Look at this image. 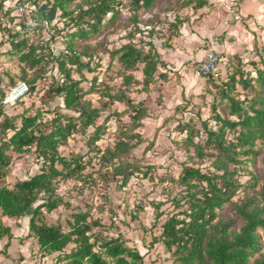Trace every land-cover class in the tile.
Instances as JSON below:
<instances>
[{
	"label": "trees",
	"instance_id": "16d2710c",
	"mask_svg": "<svg viewBox=\"0 0 264 264\" xmlns=\"http://www.w3.org/2000/svg\"><path fill=\"white\" fill-rule=\"evenodd\" d=\"M128 1L126 6L132 29L127 32V42L119 48L107 50L111 61L116 60L120 66L118 75L122 82L114 91L106 80L101 79L104 84L102 90L99 89L101 107L85 98L98 90V77L93 78L89 92L84 90L82 83L83 71L99 69L102 60L75 49L74 41L96 35L102 27L111 26L121 16L122 0H49L42 7L46 20L53 22L59 12L58 21L63 24L60 32L64 34L69 28L73 31L64 44L70 54L51 51L48 55L44 53L45 46L30 43L32 36L29 35L34 32L22 33L11 28L15 16L11 17L12 11L0 4V50L9 44L6 52L14 51L24 66L19 82L27 84L26 95L35 92L38 80L53 64L61 78L53 79L45 95L49 100L61 98L63 109L72 112L63 113L56 106L47 110L52 114L51 118H46L43 111L30 114L29 108L20 114L8 115L7 107L23 98L13 104H4L10 89L5 91L0 82V181L3 182L0 185V239L13 237L11 228L3 223V217H29L28 238L37 241L42 256L57 254L56 264H144V256L127 245L120 232H110L116 226L111 218L107 226L101 218L94 217L93 205L74 208L59 193L60 184L70 180L81 182L82 188H97L105 197L104 203L97 206V211L103 213L106 203H112L108 193L112 183L122 189L136 174L144 178L150 176V164L130 158L143 142L136 129L147 117L148 107L144 101L136 102L130 97L128 89L139 84L143 91H147L158 79L165 81L169 76L167 70L163 71L167 64L152 40L157 32L155 25H150L147 30L148 42L136 38L145 31L141 27L145 24L142 14L152 11L158 0ZM207 4L208 0L186 2L195 9H202ZM184 23V19L176 16L170 26L179 29ZM21 25L24 29L25 25ZM53 26L57 27L55 23ZM261 43L258 39L255 45L259 62H243L237 58L235 67L231 66L233 72L225 78L221 77L220 70L217 78L205 76L213 81L215 96L227 101L224 114L219 112L215 99L211 105L213 114L202 120L201 127L190 122L179 124L181 131L186 132L182 145L187 160L192 163L184 162L178 177L163 179L164 182L170 180L177 188L167 200L173 209L166 213L161 210L164 202L153 203L156 222L167 215L160 235L153 242L162 243L176 264H264V172L260 175L250 172L248 182L240 179L243 165L249 162L256 165L260 156H263L264 165V44ZM94 60L96 65L92 67ZM248 63L254 67L251 73L245 72L244 65ZM27 69L35 74L29 76ZM75 72L81 74L80 79L74 78ZM135 72H141V80L134 75ZM11 83L15 86L18 82L15 84L12 80ZM238 86L248 93L243 99L235 94ZM212 87L209 85L208 89ZM116 102L126 105V110L112 115L118 121L126 112L130 122L122 123L113 146L101 149L97 144L107 132L106 123L110 116L102 124L98 120ZM211 120L215 121V127L210 126ZM91 128L93 130L89 131ZM78 132L88 134V152L62 154L60 147ZM15 154L34 155L40 163V170L9 185L6 179ZM196 159H208L210 166L202 168L193 162ZM95 160L99 166H93ZM60 207L72 209L67 230L61 223L50 224L46 219L47 214ZM227 207L229 211L226 213ZM109 211L114 215L112 208Z\"/></svg>",
	"mask_w": 264,
	"mask_h": 264
},
{
	"label": "rangeland",
	"instance_id": "374dc122",
	"mask_svg": "<svg viewBox=\"0 0 264 264\" xmlns=\"http://www.w3.org/2000/svg\"><path fill=\"white\" fill-rule=\"evenodd\" d=\"M48 1L22 0L33 12L21 14L14 10L10 13V16H15V21L12 20L10 26L14 31L34 32L33 35H29L32 36L30 43H39L45 46L44 53L46 55L51 51L59 54L60 46L62 43L67 44L69 41L68 36L73 30L70 31L69 28L64 30V34L60 32L63 30V24L62 21H58L60 18L59 12L56 13L55 19L51 22L57 26L51 27L54 34L52 35L45 28L44 21H46V17L42 14V7ZM243 1L208 0L207 6L202 9H195L194 5H186L187 0H158L152 11L143 13L141 19L145 24H142L141 27L145 31L142 35L138 34L136 38H143L148 42L150 39L147 30H149L150 25H155L157 32L152 40L167 64L166 69L163 71L167 70L169 76V79L165 81L158 79L147 91H143L142 85L139 84H133L128 89L130 97L136 102L144 101L148 107L147 117L143 119L142 126L136 129V132L142 135L143 142L132 152L130 158L131 160L139 159L143 164H150L152 166L150 176L144 178L142 175L136 174L129 184L122 189H118L115 183H112L108 190L112 203H106V211L103 213L97 211V206L105 201V197L101 196V190L92 186L82 188L81 182L73 180L60 184L59 193L64 196L66 201H70L74 208L93 205L92 213L94 217L101 218L107 226L110 225L112 219L116 226L110 232L112 234L120 232L127 241V245L139 250L144 256V264H176L162 243L153 242V239L160 235L161 225L167 219V215H165L156 222L153 203L164 202L161 210L166 213L173 209L170 201L167 200L170 194L174 195L177 192V188L170 180L164 182L163 179L178 177L183 163L186 161L192 163L187 160V154L183 149L182 144L186 138V132L181 131L179 124L190 122L201 127L202 120L212 116L211 105L215 99L219 105V112L222 113L223 110H226L227 101H221L218 96H215L216 91L212 87V80H205V89L202 93H199L198 90L195 94L186 95L184 91L186 89L184 71L194 77V85H198L197 82L200 79H205V76L197 74L196 67L198 61L212 46L230 66L235 67L237 62L233 57L236 55H232L230 50L240 46L241 41L245 46L243 54L249 53L241 60H246V62H259L260 60L254 43L259 39L262 40L261 44H264V15L261 14L259 18L261 21L252 19L253 17L237 18L236 14L239 13ZM35 2H37V5H35ZM128 2V0H122L121 16L111 26L102 27L96 35L86 39L79 37L74 41L75 49L80 52L86 51L89 55H96L102 60L99 69L92 72L83 71L85 77L82 87L86 92H89L93 78L97 76L99 79L97 83L98 90L92 91L85 97L87 100H91L94 106L101 107L99 91L104 87L101 79L106 80L114 91L120 87L122 82V77L118 75L120 66L116 60L111 61L107 50L119 48L127 42V32L132 29V25L128 20L130 16L126 6ZM48 8L50 9V6ZM176 16H180L185 21L179 29L170 26ZM6 19L8 20L9 17ZM19 22L22 24L26 22L24 29ZM237 22L240 23L236 24ZM244 34L247 35L249 41L244 39ZM251 43H253V49H251V46L250 49H247ZM8 48L9 44L0 50V82L5 91L14 86L11 83L12 80L15 84L22 81L21 75L24 67L20 64L14 51L6 52ZM95 62L94 60L92 67H95ZM222 66L226 67V65ZM232 67H230V72H233ZM244 67L246 73L254 71V67L249 63L245 64ZM27 73L32 76L35 71L27 69ZM134 75L140 80L143 77L141 72H135ZM80 77V73H74V78L80 79ZM60 78L61 75L57 67L53 68V64L49 65L46 74L38 80L35 92L29 93L17 104L8 106L7 114L13 116L29 108L30 114L43 111L46 112V118H51L52 114L47 113V110H53L56 106H59V110L63 113H72L63 109L61 98L57 97L54 100H49L45 95L53 79ZM209 85L212 89H207ZM181 88H183L182 94H180ZM235 94H239L243 99L248 93H245L242 87L238 86ZM125 110L126 105L116 102L112 103L102 113L101 118L98 120L99 124H102L106 117H110L106 123L107 132L97 144L99 148L104 149L107 146H113L119 136L122 123L130 122L129 114L126 112L118 121L116 120L117 117L112 115ZM18 123H20V119H18ZM210 126H216L214 120L210 121ZM92 130L91 128L89 131ZM87 137L88 134L81 132L74 134L65 145L60 147V151L66 156L71 153L86 154L89 150ZM197 140L199 138H196ZM150 141H153V145H150ZM262 157H257L256 165L249 162L247 165L242 166L240 179L243 182H248L250 172L259 175L264 172ZM193 162L205 169L211 163L208 159L204 161L196 159ZM93 166H99L97 160L93 162ZM39 170L40 163L37 162L34 155L24 154L19 156L15 154L6 183L13 185L18 180L27 179L38 173ZM2 183L0 181V185ZM241 196H244V193H241ZM262 203L264 204V196L262 197ZM110 208L114 210V215H111ZM228 211L229 207H227L226 213ZM71 212L72 209L60 207L51 214H47V222L50 224L61 223L67 230V220ZM55 257H53L52 264H54Z\"/></svg>",
	"mask_w": 264,
	"mask_h": 264
},
{
	"label": "crops",
	"instance_id": "0c3cea01",
	"mask_svg": "<svg viewBox=\"0 0 264 264\" xmlns=\"http://www.w3.org/2000/svg\"><path fill=\"white\" fill-rule=\"evenodd\" d=\"M261 14L264 15V0H244L241 3V6L239 8V13L236 14L237 18H249L253 17L252 19H258V21H261L259 18L261 17ZM240 22H237L236 24H239ZM244 39L246 41H249V38H247V35L244 34ZM262 41V40H261ZM264 43V42H263ZM256 45V41L254 43ZM253 49V43H251L247 49ZM256 49V48H255ZM232 51L233 59H243L246 57L248 52L243 54L245 51V46L243 44V41L240 42V46H236V48ZM230 53V52H228ZM223 58V57H222ZM243 62H246V60H243ZM222 65H226L222 66ZM230 64L224 60L220 63V72L221 77L225 78L227 74H230ZM184 74L186 75L185 79V94L186 95H192L195 94L196 91H200L199 93H202V91L205 89V79H200L197 83L198 85H194V77L191 74H187L186 71H184ZM225 75V76H224ZM199 86V87H198ZM208 89V87H207ZM183 93V88H181L180 94ZM196 100V98H195ZM194 100V101H195ZM1 216V213H0ZM2 221L5 225L9 226L12 230L13 237L9 238L8 236L3 237L0 239V264H52L53 263V257L57 254L51 255V256H42V254L39 252V246L37 244V241L33 237L28 238L29 234V217L24 218H8L3 217ZM54 264H56V259L54 261Z\"/></svg>",
	"mask_w": 264,
	"mask_h": 264
},
{
	"label": "built area",
	"instance_id": "2783aa9c",
	"mask_svg": "<svg viewBox=\"0 0 264 264\" xmlns=\"http://www.w3.org/2000/svg\"><path fill=\"white\" fill-rule=\"evenodd\" d=\"M0 4H3L12 12L14 10L20 12L21 14L24 13L28 14L30 13V11L33 12V10H31V8L28 5L24 4L22 0H0ZM19 23L20 25L22 24L21 22ZM23 24L26 25V22H24ZM44 26L50 33H52V35L54 34L53 31L51 30V27L53 28L52 23H49V21L46 20L44 21ZM59 53L70 54V50L66 45L62 43V45L60 46ZM222 62H223L222 56L217 52V50H215V47L212 46L205 53L203 58H201L198 61L196 67L197 74L202 76H212L217 78L220 70V63ZM28 90L29 88L25 82H18L15 86L10 88V91L6 96V98L4 99L3 103L4 104L15 103L17 100L25 97L26 94L28 93Z\"/></svg>",
	"mask_w": 264,
	"mask_h": 264
}]
</instances>
